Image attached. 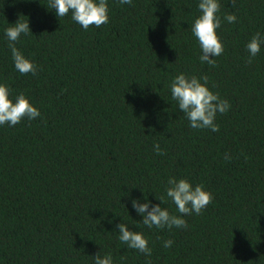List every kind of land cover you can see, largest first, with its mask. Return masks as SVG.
I'll return each instance as SVG.
<instances>
[{
    "label": "trees",
    "instance_id": "1",
    "mask_svg": "<svg viewBox=\"0 0 264 264\" xmlns=\"http://www.w3.org/2000/svg\"><path fill=\"white\" fill-rule=\"evenodd\" d=\"M107 3L108 22L85 30L47 0H0V82L41 113L0 126V264H92L98 252L114 264H264V44L251 59L245 48L264 33V0H219L214 65L190 33L197 0ZM18 18L30 32L15 46L35 75L14 69L3 36ZM180 72L206 75L230 104L217 131L188 127L171 100ZM169 176L211 200L184 228L149 229L130 200L142 190L159 203ZM120 222L143 232L150 255L117 239Z\"/></svg>",
    "mask_w": 264,
    "mask_h": 264
},
{
    "label": "clouds",
    "instance_id": "2",
    "mask_svg": "<svg viewBox=\"0 0 264 264\" xmlns=\"http://www.w3.org/2000/svg\"><path fill=\"white\" fill-rule=\"evenodd\" d=\"M123 5H131L132 0H118ZM198 15L192 20L190 33L195 38L199 47L198 60L203 64L214 65V58L223 52V44L217 34L222 20L219 15V0H197ZM49 10H53L56 17L61 18L70 15L72 21L87 30L90 25L99 27L108 22L107 0H47ZM236 20L234 13H227L223 21L233 23ZM30 32L28 20L17 19L14 23H8L3 28V36L8 41V48L13 67L20 74H36L37 68L34 63L15 46V42L22 34ZM261 44H264V33L257 32L245 44L249 59L260 52ZM206 75L196 76L183 72L175 74L168 82V91L171 100L175 101L176 107L183 113L188 121V127L193 129L208 128L215 132L218 125L214 122L217 113H225L230 104L227 100L211 91L207 86ZM41 115L24 93L12 95L11 89L0 82V126L7 123L9 127L16 125L22 119L33 120ZM153 151L160 153L158 143L153 144ZM225 154V159H228ZM142 192L139 198H131V208L141 216L139 221L149 229L160 228H184L186 227L185 215L199 214L210 202L211 193L206 191L201 184L193 185L184 178L169 176L162 196L154 199L159 203H153ZM175 206V213H170L168 208L162 207L165 200ZM126 209V208H125ZM127 213L128 210L126 209ZM117 239L146 256L151 254L148 240L141 231L132 230L127 224L120 222L115 225ZM171 239L162 242L164 248L172 245ZM92 264H114L110 254L100 255L99 252L92 255Z\"/></svg>",
    "mask_w": 264,
    "mask_h": 264
}]
</instances>
